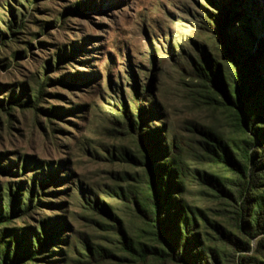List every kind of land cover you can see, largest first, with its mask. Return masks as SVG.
Listing matches in <instances>:
<instances>
[{
    "label": "trees",
    "instance_id": "obj_1",
    "mask_svg": "<svg viewBox=\"0 0 264 264\" xmlns=\"http://www.w3.org/2000/svg\"><path fill=\"white\" fill-rule=\"evenodd\" d=\"M212 3L215 12L201 16L195 31L205 47L186 61L171 65L178 81L189 87L192 101L219 111L228 120L229 130L197 123L185 128L188 134L174 129L156 98L162 63L157 67V54L152 53L150 70L140 72L144 84L140 88L134 85L127 101L112 100L105 108L104 133L121 144L108 146L103 159L131 170L113 175L110 184L103 186L109 203L99 200L93 188L74 180L63 160L56 164L24 156L8 160L0 154V175L17 177L0 182V264L34 263L46 259L45 253L66 256L76 244V264L115 260L110 249L93 243L87 235L77 234L76 240L62 238L60 233L67 228L62 215H43L30 220L33 226L28 222L40 206L64 213L69 201L83 220L114 235L121 251L129 255L149 253L175 264H264V38H259L264 21L255 10L247 8L243 14V9L233 3ZM22 25V21H9L7 34L15 36ZM59 52L53 54L57 61L68 57L65 50ZM161 61L164 63L166 57ZM69 76V80L60 78L56 83L72 85L78 75ZM54 83L43 75L31 99L19 104V98L8 97L3 111L13 105L42 112L37 107L45 89ZM118 91L122 95L121 89ZM0 108H4L3 101ZM80 109L86 106L65 112ZM55 110L47 111L50 117ZM152 119H158L156 124ZM86 141L79 134V147L86 146ZM84 151L85 155L95 154L89 145ZM192 186L208 192L224 206L238 235L186 201ZM114 202L133 208L148 226L156 247L148 248L127 234ZM19 221L21 225L16 224ZM252 240H256L254 248ZM62 243L65 252L61 251Z\"/></svg>",
    "mask_w": 264,
    "mask_h": 264
},
{
    "label": "rangeland",
    "instance_id": "obj_2",
    "mask_svg": "<svg viewBox=\"0 0 264 264\" xmlns=\"http://www.w3.org/2000/svg\"><path fill=\"white\" fill-rule=\"evenodd\" d=\"M212 1L223 0H0V101L4 106L0 108V154L8 160H15L17 156L52 164L63 160L74 180L93 188L99 200L109 203L102 193L103 186L110 184L113 175L131 170L103 159L108 146L121 144L104 133L105 108L112 100L127 101L134 91L132 87L140 88L144 84L145 77L140 72L150 70L152 53L157 54L156 66L162 63V76L156 81V98L165 109L168 123L183 134H188L184 130L192 123L228 131L224 115L192 101L187 92L189 87L178 81L171 65L186 61L205 47V41L196 37L195 31L201 16L207 11L215 12ZM224 1L243 9V14L247 8L255 10L260 21H264V0ZM9 21L23 22V29L15 36L6 32ZM259 38H264V26ZM57 50H65L68 57L57 61L53 56ZM161 56L166 57L164 63ZM75 73L78 76L72 85L65 87L63 83H56L60 78L69 80V75ZM43 75L55 83L45 89V97L37 107L42 112L13 105L11 110L3 111L8 97L19 98V104L31 99L37 80ZM112 90L116 91L115 95ZM74 106H86V109L65 112ZM52 107L57 110L50 117L47 111ZM157 121L152 119L154 124ZM79 134L87 140L83 148L79 147ZM88 145L95 151L94 156L84 154ZM16 178L7 173L0 175V182ZM185 199L191 206L204 210L210 220L238 235L224 213V206L208 192L192 186ZM113 205L131 238L148 248L157 246L148 226L132 207L119 202ZM64 210L62 213L40 206L28 222L33 226L30 220L49 213L64 216L67 228L60 233L62 238L76 240L77 234L87 235L116 257L93 264H175L154 254L143 253L140 257L122 252L116 237L83 220L72 201ZM205 232L212 236L209 231ZM210 244L218 246L211 240ZM255 245L256 240H252L251 247ZM60 248L65 252L64 243ZM75 248L78 249V244ZM75 248L71 247L66 256L45 253L46 259L29 264H76Z\"/></svg>",
    "mask_w": 264,
    "mask_h": 264
}]
</instances>
